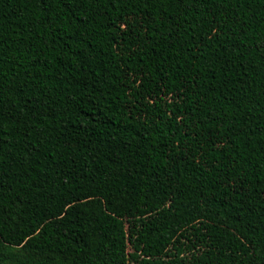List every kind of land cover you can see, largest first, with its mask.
Returning a JSON list of instances; mask_svg holds the SVG:
<instances>
[{
  "label": "trees",
  "instance_id": "trees-1",
  "mask_svg": "<svg viewBox=\"0 0 264 264\" xmlns=\"http://www.w3.org/2000/svg\"><path fill=\"white\" fill-rule=\"evenodd\" d=\"M0 264H264V0H0Z\"/></svg>",
  "mask_w": 264,
  "mask_h": 264
}]
</instances>
